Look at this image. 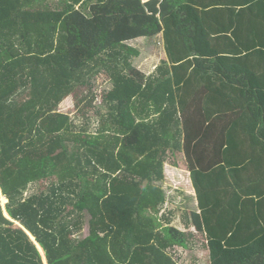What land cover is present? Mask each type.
I'll list each match as a JSON object with an SVG mask.
<instances>
[{"label": "trees", "instance_id": "obj_1", "mask_svg": "<svg viewBox=\"0 0 264 264\" xmlns=\"http://www.w3.org/2000/svg\"><path fill=\"white\" fill-rule=\"evenodd\" d=\"M249 18L264 0H0V264H178L168 251L194 235L154 218L177 156L210 264H264V28L249 44ZM158 36L146 77L127 43ZM101 72L107 113L72 136L59 106Z\"/></svg>", "mask_w": 264, "mask_h": 264}, {"label": "rangeland", "instance_id": "obj_2", "mask_svg": "<svg viewBox=\"0 0 264 264\" xmlns=\"http://www.w3.org/2000/svg\"><path fill=\"white\" fill-rule=\"evenodd\" d=\"M156 40L158 41L159 39L143 40L141 43H128V46L138 50L141 54L140 57L137 56L132 59L133 67L142 70L145 74H148L154 66L160 63V58L156 59L154 54L163 53V50L161 46L158 47ZM153 63L155 64L154 66L152 65ZM111 88L112 83L108 74L101 72L97 76L90 78L86 86L78 87L76 92L65 99L59 106V111L71 118L73 127L70 131L72 136H76L77 132L82 131H88L92 135L97 133L100 128L99 116L107 113V107L103 103L104 95ZM67 142L69 149H74L75 140L72 138ZM164 172L165 180L158 183V185L165 192L166 204L161 208V211H153L155 213L154 218L160 226L164 224L163 227H166V219L163 218L166 217L167 220H171L173 227L186 234L192 233L194 235L188 248L176 247L168 252L178 264H210L204 235L197 232L194 228L190 230L186 226V221L194 210L196 193L183 157H170L165 164ZM49 186L50 182L48 181L32 184L26 191L25 196L39 194L46 191ZM0 199L4 213L9 217L6 212L8 200L2 194L1 189ZM90 219L91 217L86 214L84 228L82 234L77 236L78 238H85L89 235Z\"/></svg>", "mask_w": 264, "mask_h": 264}, {"label": "crops", "instance_id": "obj_3", "mask_svg": "<svg viewBox=\"0 0 264 264\" xmlns=\"http://www.w3.org/2000/svg\"><path fill=\"white\" fill-rule=\"evenodd\" d=\"M247 26H248V30H247V32H248V36H249V38H248V43L250 44V41H254V38L256 37V35H255V33H256V30L258 29H262V28H264V22H263V20H262V22L261 23H258L257 21H255V20H253V19H250L249 18V21H247ZM246 26V25H245ZM254 31H255V33H254ZM263 34H264V32H263ZM157 39H159L158 41L156 40V42H157V45H158V47L159 46H161L162 48H163V46H162V43H161V39H160V37L158 36V37H156ZM155 39V38H154ZM143 40H150V39H147V38H140V39H136V40H133V41H130V42H128V43H133V42H138V43H141ZM128 43H127V45H128ZM163 50V49H162ZM138 51V50H137ZM139 52V51H138ZM163 54V55H162ZM141 55V54H140ZM140 55L138 56V57H140ZM154 56H156V59H158V58H160V63H159V65L163 62V61H165V53H164V51H163V53L161 52H159L158 54H154ZM153 66L155 65L154 63L152 64ZM159 65H157V66H154L153 67V69L148 73V74H145L142 70H140V69H137V70H139L140 72H142L146 77H149V76H151V75H154V74H156L157 73V67L159 66ZM258 73V72H257ZM194 85V86H193ZM193 85H190L189 86V89H188V91L189 92H191L188 96H187V108H193L194 106H196V105H200V103H201V100H200V103L198 104L197 102L199 101L198 99H201V98H197L195 95H193V90H196V89H199L200 87L202 88L203 86H204V84H203V82L202 81H195L194 83H193ZM253 155V154H252ZM255 156L256 155H260V152H259V150H257L256 152H255V154H254ZM260 163V162H259ZM260 165H262V167L264 168V161H263V163H260ZM254 173H255V177H252V178H256V177H258V176H260L261 174H264L263 172H261V170H259V169H257V168H255L254 166H253V170H252ZM259 173V174H258ZM258 174V175H257ZM242 178H243V183H242V185H241V187L242 188H244V189H246V187L248 186V183H246L245 182V180H244V176H242ZM192 182V181H191ZM249 184H251V182L249 183ZM192 186H193V184H192ZM193 189H194V187H193ZM195 191V190H194ZM196 193V192H195ZM192 208H193V206H192ZM199 212L198 211V202H197V198H196V200H195V204H194V210H193V212ZM188 224H189V222H188ZM186 226H188V225H186ZM190 226V225H189ZM190 228V227H189ZM193 229V227H191L190 228V230H192Z\"/></svg>", "mask_w": 264, "mask_h": 264}, {"label": "water", "instance_id": "obj_4", "mask_svg": "<svg viewBox=\"0 0 264 264\" xmlns=\"http://www.w3.org/2000/svg\"><path fill=\"white\" fill-rule=\"evenodd\" d=\"M10 219V218H9ZM17 225H19L20 227H22L19 223L17 224ZM30 235V234H29ZM31 236V238L33 239V241H35V239L32 237V235H30Z\"/></svg>", "mask_w": 264, "mask_h": 264}]
</instances>
